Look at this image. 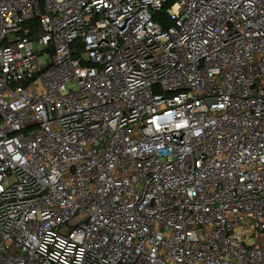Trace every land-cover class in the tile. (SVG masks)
<instances>
[{"label":"built area","instance_id":"1","mask_svg":"<svg viewBox=\"0 0 264 264\" xmlns=\"http://www.w3.org/2000/svg\"><path fill=\"white\" fill-rule=\"evenodd\" d=\"M0 264H264V0H0Z\"/></svg>","mask_w":264,"mask_h":264},{"label":"trees","instance_id":"2","mask_svg":"<svg viewBox=\"0 0 264 264\" xmlns=\"http://www.w3.org/2000/svg\"><path fill=\"white\" fill-rule=\"evenodd\" d=\"M163 13V12H162Z\"/></svg>","mask_w":264,"mask_h":264}]
</instances>
